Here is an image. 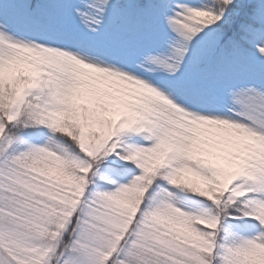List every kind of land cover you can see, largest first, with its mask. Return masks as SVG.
<instances>
[{
	"label": "snow or ice",
	"instance_id": "obj_1",
	"mask_svg": "<svg viewBox=\"0 0 264 264\" xmlns=\"http://www.w3.org/2000/svg\"><path fill=\"white\" fill-rule=\"evenodd\" d=\"M0 264H264V0H0Z\"/></svg>",
	"mask_w": 264,
	"mask_h": 264
}]
</instances>
